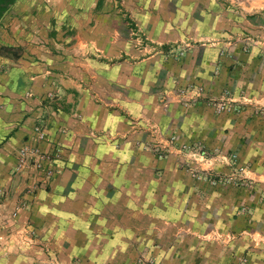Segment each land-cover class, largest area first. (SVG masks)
Here are the masks:
<instances>
[{
    "label": "crops",
    "instance_id": "0c3cea01",
    "mask_svg": "<svg viewBox=\"0 0 264 264\" xmlns=\"http://www.w3.org/2000/svg\"><path fill=\"white\" fill-rule=\"evenodd\" d=\"M258 104L264 0H15L0 24V264H264ZM21 149L61 158L19 172ZM233 153L251 186L206 183L232 177Z\"/></svg>",
    "mask_w": 264,
    "mask_h": 264
},
{
    "label": "rangeland",
    "instance_id": "374dc122",
    "mask_svg": "<svg viewBox=\"0 0 264 264\" xmlns=\"http://www.w3.org/2000/svg\"><path fill=\"white\" fill-rule=\"evenodd\" d=\"M250 44H252V38H245ZM251 40V41H250ZM243 98V97H242ZM242 101V100H241ZM235 102V106L237 107L235 111H239L242 109V106H245L248 102ZM254 115H256L261 120H264V105H255L254 106ZM205 152V151H204ZM206 154V153H205ZM205 156V155H204ZM207 156V155H206ZM229 164L233 166L234 172L232 177H226L219 172L214 171H206L203 175V179L206 183L212 185L213 187L217 186H251V179L248 177V174L252 172V167L247 164L245 166H237L238 154L233 153L228 157ZM242 211H246L242 209ZM150 263V262H149Z\"/></svg>",
    "mask_w": 264,
    "mask_h": 264
},
{
    "label": "built area",
    "instance_id": "2783aa9c",
    "mask_svg": "<svg viewBox=\"0 0 264 264\" xmlns=\"http://www.w3.org/2000/svg\"><path fill=\"white\" fill-rule=\"evenodd\" d=\"M138 33V40L140 41L141 44H145L147 42V37L145 36L144 33L142 32H137ZM193 47L192 42H187L183 45V50L180 51V54L183 55L185 50H188ZM191 88V87H190ZM194 90V93L192 95H189V101L186 102V105L189 107L194 103V100L197 96H199L200 92H196L195 87L191 88ZM198 91V90H197ZM188 94V91L186 92ZM37 137L41 138L42 137V132L38 129L36 131ZM19 161L17 165V171L22 172L28 168H35V169H41L42 165L44 162H49L53 163L56 159L61 158L60 150L54 151L50 155L46 154H40L36 150H29V149H21L19 151ZM181 164H187V160L181 159ZM54 172L50 171L47 172L48 176H53ZM53 264H62L59 262H55ZM69 264H78V263H69Z\"/></svg>",
    "mask_w": 264,
    "mask_h": 264
},
{
    "label": "trees",
    "instance_id": "16d2710c",
    "mask_svg": "<svg viewBox=\"0 0 264 264\" xmlns=\"http://www.w3.org/2000/svg\"><path fill=\"white\" fill-rule=\"evenodd\" d=\"M15 3V0H0V24L3 16L7 13L9 8Z\"/></svg>",
    "mask_w": 264,
    "mask_h": 264
}]
</instances>
